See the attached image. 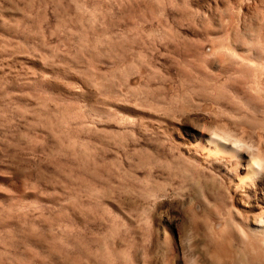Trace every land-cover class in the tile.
Here are the masks:
<instances>
[{
  "label": "rangeland",
  "instance_id": "1",
  "mask_svg": "<svg viewBox=\"0 0 264 264\" xmlns=\"http://www.w3.org/2000/svg\"><path fill=\"white\" fill-rule=\"evenodd\" d=\"M249 79L264 0H0V264L188 262L191 228L212 264L197 136L262 124Z\"/></svg>",
  "mask_w": 264,
  "mask_h": 264
},
{
  "label": "bare ground",
  "instance_id": "2",
  "mask_svg": "<svg viewBox=\"0 0 264 264\" xmlns=\"http://www.w3.org/2000/svg\"><path fill=\"white\" fill-rule=\"evenodd\" d=\"M249 80L252 89L264 90L259 79ZM197 139L204 151L202 162L212 166L220 180L214 208L208 212L222 222L221 228L211 233L216 245L209 254L212 264H235L234 244L246 257V264H264V120L249 127L237 116L224 119L214 130H200ZM194 235L191 228L186 246L190 262L179 255L182 244L175 238L171 257L157 256L136 264H204L195 252Z\"/></svg>",
  "mask_w": 264,
  "mask_h": 264
}]
</instances>
